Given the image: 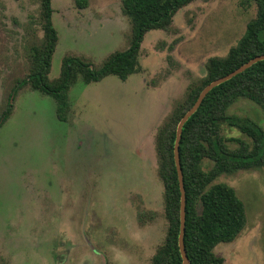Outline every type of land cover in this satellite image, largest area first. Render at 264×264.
Masks as SVG:
<instances>
[{
  "label": "rangeland",
  "instance_id": "obj_1",
  "mask_svg": "<svg viewBox=\"0 0 264 264\" xmlns=\"http://www.w3.org/2000/svg\"><path fill=\"white\" fill-rule=\"evenodd\" d=\"M86 2L51 0L58 42L50 80L65 57L98 68L129 46L121 0ZM257 11L244 0H195L168 29L145 35L139 73L78 80L60 118L53 98L21 86L30 50L43 37L39 0H0V117L10 111L0 128V264H152L167 231L156 132L205 77L208 60L238 44ZM228 115L264 130V109L247 100ZM222 136L231 150L247 141L228 125ZM211 167L203 160L205 172ZM219 183L242 201L246 225L214 254L223 264H264V169L221 175Z\"/></svg>",
  "mask_w": 264,
  "mask_h": 264
},
{
  "label": "trees",
  "instance_id": "obj_2",
  "mask_svg": "<svg viewBox=\"0 0 264 264\" xmlns=\"http://www.w3.org/2000/svg\"><path fill=\"white\" fill-rule=\"evenodd\" d=\"M194 1L121 0L122 13L131 30L128 48L111 54L98 68L81 58L65 57L59 77L50 80L48 75L58 36L52 23L51 0H39V25L43 37L30 50L28 75L21 86L29 85L34 91L53 98L61 118L67 110V93L78 80L92 84L114 76L125 81L139 73L140 45L145 35L168 29L175 14ZM246 2L257 5L256 18L247 24L242 38L225 58L208 60L205 77L188 87L183 100L175 105L156 132L157 173L163 186L167 231L152 264H182L178 248L180 189L173 156L179 121L192 108L204 87L264 55V0H244ZM76 4L84 8L87 2L76 0ZM240 100L264 109V61L211 90L182 130L179 154L186 197L184 247L190 264H223V259L214 254L215 247L233 242L246 225L245 207L235 191L225 184L213 182L221 175L264 169V130L249 118L228 115L230 107ZM9 113L4 112L0 117V128ZM224 125L237 129L247 141L237 140L236 148L229 149L222 136ZM206 159L212 162L208 172L202 169ZM198 204L200 212L197 211Z\"/></svg>",
  "mask_w": 264,
  "mask_h": 264
},
{
  "label": "water",
  "instance_id": "obj_3",
  "mask_svg": "<svg viewBox=\"0 0 264 264\" xmlns=\"http://www.w3.org/2000/svg\"><path fill=\"white\" fill-rule=\"evenodd\" d=\"M260 61H264V55L257 56L251 59L246 64L242 65L241 67L231 72L230 74L224 77H221L217 80H214L210 84H208L206 87H204L203 90L200 92L192 108L186 112V114L182 117V119L179 121L177 125L175 141H174L173 156H174V164H175V168L177 171V177H178V183H179V189H180V217H179L180 227H179V235H178V248H179L181 258H182V264H190L188 257L186 255L185 247H184V233H185V220H186V197H185L183 173L181 169L180 154H179V146H180L183 127L185 123L188 121V119L191 118L195 114V112L199 109L203 100L205 99V97L208 95V93L211 90L231 80L235 76L243 73L245 70H247L248 68H250L251 66H253L254 64Z\"/></svg>",
  "mask_w": 264,
  "mask_h": 264
}]
</instances>
